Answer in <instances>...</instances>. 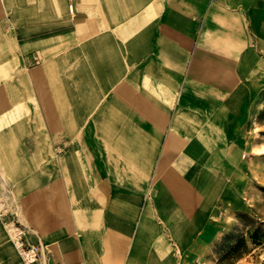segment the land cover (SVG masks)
<instances>
[{"label":"crops","instance_id":"1","mask_svg":"<svg viewBox=\"0 0 264 264\" xmlns=\"http://www.w3.org/2000/svg\"><path fill=\"white\" fill-rule=\"evenodd\" d=\"M262 88L264 0H0V202L39 264H195Z\"/></svg>","mask_w":264,"mask_h":264},{"label":"rangeland","instance_id":"2","mask_svg":"<svg viewBox=\"0 0 264 264\" xmlns=\"http://www.w3.org/2000/svg\"><path fill=\"white\" fill-rule=\"evenodd\" d=\"M249 115L241 130V143L234 146L233 160L227 168L228 187L233 191L228 190L223 206L213 212L219 218L218 237L211 244L209 256L195 258V264H217L240 239L245 240L247 250L243 252L239 246L221 264H264V88L251 105ZM55 152L61 149L57 147ZM9 215L8 204L1 201L0 222L15 248L9 237L11 225L29 227L11 220ZM213 229L211 226V233ZM251 237L257 244L252 243Z\"/></svg>","mask_w":264,"mask_h":264},{"label":"built area","instance_id":"3","mask_svg":"<svg viewBox=\"0 0 264 264\" xmlns=\"http://www.w3.org/2000/svg\"><path fill=\"white\" fill-rule=\"evenodd\" d=\"M9 232L10 240L17 250L21 264H39L45 248L35 232L30 228L16 225H11ZM33 237L36 241L32 240Z\"/></svg>","mask_w":264,"mask_h":264},{"label":"trees","instance_id":"4","mask_svg":"<svg viewBox=\"0 0 264 264\" xmlns=\"http://www.w3.org/2000/svg\"><path fill=\"white\" fill-rule=\"evenodd\" d=\"M251 240H252V243L257 244V242L254 239V237H251ZM239 246H241L243 248V252H245L247 250V246H246L245 240L244 239H240L239 242L232 249H230V251H228L223 257H221L218 260V263L217 264H221L225 259H227L233 253H235L236 252V249H238Z\"/></svg>","mask_w":264,"mask_h":264}]
</instances>
